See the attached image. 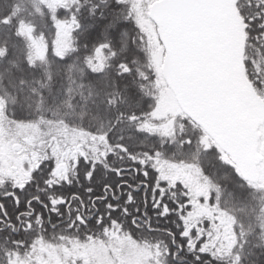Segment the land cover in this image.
Here are the masks:
<instances>
[{
    "label": "snow or ice",
    "instance_id": "snow-or-ice-1",
    "mask_svg": "<svg viewBox=\"0 0 264 264\" xmlns=\"http://www.w3.org/2000/svg\"><path fill=\"white\" fill-rule=\"evenodd\" d=\"M217 8L218 0H71L65 7L55 21L65 37L60 58L71 52L94 74L114 66L118 75L139 79L145 74L138 57H144L153 73V103L128 118L142 122L138 131L147 135L144 129L152 128L145 118L167 124L175 116L181 135L167 136L162 128L160 143L137 154L121 134L110 141L119 151L101 156L61 143L51 128L32 125L16 133L6 127L11 150L0 157L6 264H40L37 245L45 236L64 242L53 245L60 264H222L225 250L216 245L223 231L221 190L203 161L232 171L244 186L235 160L246 156L264 166V77L248 73L250 89L239 78ZM245 23L249 40L264 38V16ZM253 27L259 29L255 36ZM28 59L34 63L32 51ZM73 67L68 64L69 72ZM172 85L182 101L179 114L164 111L161 93ZM5 118L16 123L6 112ZM177 149L194 163L168 159ZM197 168L202 178L194 175ZM251 255L252 246L238 239L223 264H244Z\"/></svg>",
    "mask_w": 264,
    "mask_h": 264
},
{
    "label": "trees",
    "instance_id": "trees-1",
    "mask_svg": "<svg viewBox=\"0 0 264 264\" xmlns=\"http://www.w3.org/2000/svg\"><path fill=\"white\" fill-rule=\"evenodd\" d=\"M236 7L244 22L241 29L244 60L245 63L251 62L247 63V78L248 73L253 71L264 77V38L259 42L249 40V32L245 31L248 27L245 20L254 18L257 13L264 16V0H238ZM64 9L65 6L60 5L54 9L46 8L45 2L39 0H0V49L5 50V55L0 57V99L3 101L4 113H7L8 118L14 117L15 121L20 122L34 121L44 115L60 119L69 126L106 134L113 152L119 149L110 141L121 134L130 151L137 154L158 145L159 134L144 129L145 135L138 131L142 122L128 118L130 114L145 112L147 106L153 103V73L145 66L147 61L142 56L138 57V66L145 74L138 79L135 73L128 77L118 75L114 66L94 74L85 65L83 57L78 58L71 52L61 59V52L57 50L59 31L55 21L64 17ZM28 23L35 28V35L40 34L46 41L44 59H34L31 65L28 59L32 50L31 39L25 31ZM250 31L255 36L259 29L253 27ZM131 40L130 32V47ZM68 64L74 65L70 72ZM141 83L144 88L140 87ZM91 87L99 93L93 95ZM105 117L107 119L104 121ZM117 119L121 121L119 124ZM174 136L177 139L180 137L176 133ZM191 157L190 153L177 149L167 158L187 162ZM203 163L204 170L221 189L222 207L232 211L241 223L243 229L240 230L245 232L246 241H242L243 237H240V241L252 246L254 255L247 256L244 264H264V249L255 247L264 244V239H261L264 234L258 227V218L262 213V187L250 183L244 186L232 171L222 166H211L207 160ZM56 223L61 222L57 220ZM41 240V244L64 243L49 241L46 236ZM4 243V236L0 234V245ZM0 264H6L3 247H0Z\"/></svg>",
    "mask_w": 264,
    "mask_h": 264
},
{
    "label": "rangeland",
    "instance_id": "rangeland-1",
    "mask_svg": "<svg viewBox=\"0 0 264 264\" xmlns=\"http://www.w3.org/2000/svg\"><path fill=\"white\" fill-rule=\"evenodd\" d=\"M39 1L45 2L46 8H49V9H54V7H57L58 5L66 7L71 2V0H39ZM34 11H37V9H34ZM30 25L31 24L28 23L25 31L28 33L31 39L29 40L31 42V46L33 44H35L36 46L35 48H32L31 50L33 53L34 59L39 60L38 55L40 53H42L44 56L46 54V45H45L46 41L43 40L44 38L40 36V34L35 35V30H34L35 28L33 27V25L32 26ZM57 29L59 31L57 50L59 52H62L64 48L65 37L63 36L61 30L58 27ZM160 83L163 84L164 81L161 80ZM151 84L153 85V79H152ZM91 91L93 95L99 93L97 90H94V88L92 87H91ZM152 91H153V88H152ZM161 97H162V102L164 105L165 112H174L176 114H179L181 105L179 101L177 100V97L175 93L173 92V90L169 91L168 88H165L164 92L161 93ZM2 104H3V101L0 99V157L7 156L9 151L11 150L8 143H6L5 141V135H6L5 128L9 126L14 132L22 133V132L29 130V127L32 125H41L45 129L51 128L53 130L55 139L59 140L61 143L82 145L85 152H91L92 150H95V151L100 152L101 156L109 152H113L112 146H110L108 143L106 134H97V133L92 132L91 130H86V129L79 128L76 126H69L68 124L62 122V120L60 119L49 118L44 115L43 116L41 115L39 118H37L34 121H21V122L16 121V123L8 125L7 119L5 118L4 106ZM106 119H107L106 117L103 118L104 121ZM143 122L147 123L152 128L151 132L153 133L156 132L157 135L158 134L160 135L162 128L164 129V133L167 136H174L175 133L177 135H181V129L175 123V116L173 117V120H169L167 124H164L152 118H145V121ZM177 129H178V132H177ZM175 162L176 163H186L188 165H192L194 163V161L192 160V157L187 162L180 161V160L175 161ZM229 162L231 163L234 161H229ZM252 167H253L252 173L248 176L244 175L239 165L237 166V171H240L241 174L245 177L246 180H248V182L251 185H255V186L260 185V187H262V190H263V196H262L263 200L261 204L262 213L260 214V217L258 218L259 219L258 227L259 229H261L260 224L262 220H264V166L257 168L254 164H252ZM193 171L196 177H201V178L203 177V173H200L198 168L194 169ZM191 182H192L191 179H189V183ZM199 194H203V193L200 192ZM231 196L232 194L229 195V198H231ZM221 202H222V197L220 193L218 207L221 211V215L218 219V222L221 228H223V231H220L219 234L217 235L216 245L218 246L219 249L225 250L224 252L220 253V256L223 260L224 258H226L227 254L231 252L232 249L236 248L237 241L238 239L240 240V232H241L240 228L242 227H241V223L237 220L236 215L232 211H229V209L223 208L221 205ZM225 225L227 227H224ZM261 230L264 234V229H261ZM243 233L245 235L244 231ZM244 235L242 236L243 237V240L241 239L242 241H246V238ZM53 245H60L61 247H63V243L62 244L44 243V244L37 245V251L40 253V257H39L40 264H60V257L59 255H57V249L56 247H53ZM45 256L47 257L46 259H45Z\"/></svg>",
    "mask_w": 264,
    "mask_h": 264
},
{
    "label": "water",
    "instance_id": "water-1",
    "mask_svg": "<svg viewBox=\"0 0 264 264\" xmlns=\"http://www.w3.org/2000/svg\"><path fill=\"white\" fill-rule=\"evenodd\" d=\"M237 3L238 0H218L217 18L225 37V45L230 62L239 78L243 83L247 84L250 89L252 85L249 83L245 72L246 63L244 60V51H242L244 49V37L241 29L244 26V22L238 13V9H236ZM171 87L175 93V85H172ZM175 95L181 105L182 101L180 96L178 94ZM235 162L239 165L244 175L248 176L252 173V164L246 156H241V158L235 160Z\"/></svg>",
    "mask_w": 264,
    "mask_h": 264
},
{
    "label": "flooded vegetation",
    "instance_id": "flooded-vegetation-1",
    "mask_svg": "<svg viewBox=\"0 0 264 264\" xmlns=\"http://www.w3.org/2000/svg\"><path fill=\"white\" fill-rule=\"evenodd\" d=\"M109 143V142H108ZM248 181V180H247ZM249 183V182H248Z\"/></svg>",
    "mask_w": 264,
    "mask_h": 264
}]
</instances>
